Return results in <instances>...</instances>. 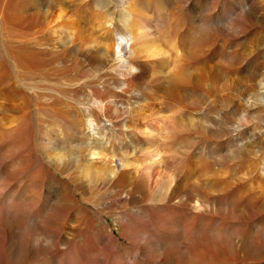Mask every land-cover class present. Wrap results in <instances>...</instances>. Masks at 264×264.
I'll list each match as a JSON object with an SVG mask.
<instances>
[{"label":"rangeland","instance_id":"obj_1","mask_svg":"<svg viewBox=\"0 0 264 264\" xmlns=\"http://www.w3.org/2000/svg\"><path fill=\"white\" fill-rule=\"evenodd\" d=\"M0 264H264V0H0Z\"/></svg>","mask_w":264,"mask_h":264}]
</instances>
